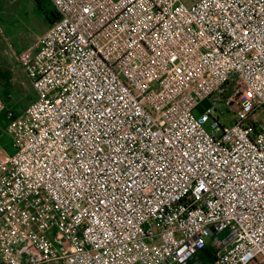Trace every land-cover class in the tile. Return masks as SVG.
I'll use <instances>...</instances> for the list:
<instances>
[{
  "label": "built area",
  "instance_id": "2783aa9c",
  "mask_svg": "<svg viewBox=\"0 0 264 264\" xmlns=\"http://www.w3.org/2000/svg\"><path fill=\"white\" fill-rule=\"evenodd\" d=\"M48 1L35 98L0 95L1 263L264 264V0Z\"/></svg>",
  "mask_w": 264,
  "mask_h": 264
},
{
  "label": "rangeland",
  "instance_id": "374dc122",
  "mask_svg": "<svg viewBox=\"0 0 264 264\" xmlns=\"http://www.w3.org/2000/svg\"><path fill=\"white\" fill-rule=\"evenodd\" d=\"M54 11L55 7L47 0H0V71L17 76L16 83H12L9 76L0 81V95L10 110L15 104L25 105L26 109L35 97L18 54L47 32L55 21ZM221 99L226 102L228 110L235 108L234 98L223 96ZM214 105L212 100H205L196 114L201 115ZM231 117L229 114L223 121L228 122ZM255 119L264 122V111H259ZM0 125V154L14 153V138L8 128L7 116L0 114Z\"/></svg>",
  "mask_w": 264,
  "mask_h": 264
},
{
  "label": "trees",
  "instance_id": "16d2710c",
  "mask_svg": "<svg viewBox=\"0 0 264 264\" xmlns=\"http://www.w3.org/2000/svg\"><path fill=\"white\" fill-rule=\"evenodd\" d=\"M48 1V0H47ZM49 2V1H48ZM50 3V2H49ZM54 16V20L56 21L58 19V14L56 11L52 13ZM53 21V23L55 22ZM9 74L7 72L0 71V81H4L8 79ZM200 257L203 261V264H210L213 261V256L210 248L205 249L203 252H201Z\"/></svg>",
  "mask_w": 264,
  "mask_h": 264
},
{
  "label": "crops",
  "instance_id": "0c3cea01",
  "mask_svg": "<svg viewBox=\"0 0 264 264\" xmlns=\"http://www.w3.org/2000/svg\"><path fill=\"white\" fill-rule=\"evenodd\" d=\"M9 77H11V82L12 83H16V75H12L11 76V74L9 75ZM31 88H32V86H31ZM33 89V88H32ZM34 91V90H33ZM35 98V97H34ZM33 100V99H32ZM29 105V104H28ZM14 110L13 112H14V114L16 115V116H20L21 114H23V112H24V110H25V105H20V104H15V105H13L12 106V108H11V110ZM1 114H3L5 117H6V114L5 113H1ZM0 126H2V125H0ZM0 264H2L1 263V260H0Z\"/></svg>",
  "mask_w": 264,
  "mask_h": 264
}]
</instances>
